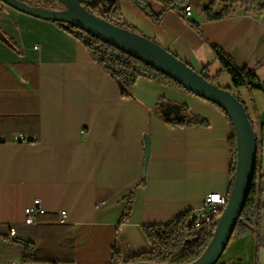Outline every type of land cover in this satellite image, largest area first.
<instances>
[{
    "label": "crops",
    "instance_id": "0c3cea01",
    "mask_svg": "<svg viewBox=\"0 0 264 264\" xmlns=\"http://www.w3.org/2000/svg\"><path fill=\"white\" fill-rule=\"evenodd\" d=\"M148 3L158 23L131 0L118 7L142 35L197 72L207 68L216 84L252 105L254 125L264 134V93L216 79L223 67L212 48L264 83V12L236 7L230 17L209 20L204 11L213 0H190L187 19L181 9ZM182 108L204 124L171 126L167 117L186 118ZM233 135L220 106L177 87L142 78L124 98L118 82L66 29L3 6L0 264H113L114 249L124 261L150 253L145 227L171 224L202 208L208 194L230 192ZM259 172L264 188V147ZM131 195L132 214L121 225ZM36 200L46 213L27 226L25 210ZM260 233L261 244L256 234L231 240L219 264H264V214Z\"/></svg>",
    "mask_w": 264,
    "mask_h": 264
},
{
    "label": "trees",
    "instance_id": "16d2710c",
    "mask_svg": "<svg viewBox=\"0 0 264 264\" xmlns=\"http://www.w3.org/2000/svg\"><path fill=\"white\" fill-rule=\"evenodd\" d=\"M136 1L144 4V8L140 9L149 19L154 20L157 23L160 21V19H155L156 16L154 15L153 10L148 3L149 0ZM157 1L162 2L165 5L166 10L180 9L181 7H185L190 2V0ZM44 2L53 3L54 1L45 0ZM119 2L120 1L113 0H83L82 5L95 16L112 23L123 30L142 35L135 27L131 26L125 21L124 13L121 8L118 7ZM28 4L38 7V5L30 2ZM218 5L222 6L221 10L219 12H215L214 8H216ZM3 6L5 5L0 2V9H2ZM236 7H241L247 11L257 14L264 12V0H213V3L208 8H206L204 12L209 20H221L230 17L234 13ZM52 22L66 29L70 34H72L84 44L95 61L118 82L122 96L124 98H131L133 96L134 87L138 80L142 78L156 81L165 85H171L191 93L189 90L173 81L166 75L157 72L136 58H133L121 50L107 44L97 36L87 33L72 25H65L59 21ZM193 26L198 32L201 33L198 26ZM212 48L214 57L221 63L223 67L222 72H225L231 76L232 84L235 89L246 87L250 90H253L255 89L256 84L262 83L254 70L248 67L238 68L235 65L232 57L226 54L222 49L215 46ZM201 74L210 82L215 83L213 80L214 78L209 76L207 68ZM220 75L221 73H219L215 78L217 79ZM227 90L232 91L231 89ZM162 103H160L158 106L157 111L161 107ZM182 110L186 115L184 120L170 119L169 117L166 118L171 126H196L204 124V122L199 118L188 114L183 108ZM223 111L230 120L226 111L224 109ZM250 119L254 125L251 116ZM258 145H260L259 140ZM231 148L234 156V169L232 171V177L234 180L237 160V139L235 133L231 140ZM258 155V159H260V151L258 152ZM263 198L264 188L261 184V175L258 168L250 196L245 205L232 240L248 234H256L258 237V243H263L260 233L261 219L264 214ZM132 209L133 195H131L127 200L126 208L121 220V225L127 223L130 220ZM191 213L180 216L173 223L168 225L145 227L143 232L152 246V251L150 253L142 254L124 261L120 252L117 249H114L113 264H192L196 262L211 244L218 223L206 226L200 231H194L190 224ZM47 264L61 263L48 262Z\"/></svg>",
    "mask_w": 264,
    "mask_h": 264
},
{
    "label": "water",
    "instance_id": "95a60500",
    "mask_svg": "<svg viewBox=\"0 0 264 264\" xmlns=\"http://www.w3.org/2000/svg\"><path fill=\"white\" fill-rule=\"evenodd\" d=\"M53 1L65 4L67 9L58 11L31 6L22 0H0L2 4L21 13L43 20L59 21L97 36L107 44L166 75L192 94L215 103L228 114L237 139L236 170L233 185L229 192V202L220 217L214 238L208 249L196 262L192 263L218 264L233 238L259 168V139L245 103L230 90L210 82L200 72L194 70L189 64L152 39L123 30L95 16L83 7V0ZM133 2L139 8H144V4L136 0ZM255 89L264 93V83L256 84ZM173 111L178 112L179 110L176 107L173 108ZM179 120L184 119L180 118ZM146 151L148 158V140Z\"/></svg>",
    "mask_w": 264,
    "mask_h": 264
},
{
    "label": "built area",
    "instance_id": "2783aa9c",
    "mask_svg": "<svg viewBox=\"0 0 264 264\" xmlns=\"http://www.w3.org/2000/svg\"><path fill=\"white\" fill-rule=\"evenodd\" d=\"M24 1V0H23ZM35 1H43V0H35ZM28 2V1H24ZM29 3V2H28ZM42 7V6H38ZM182 14L185 18L189 19L192 17L193 10L188 4L181 9ZM24 140L23 136L18 138V141ZM229 202V193L221 194V193H212L208 194L204 199V204L202 208L194 210L190 215V224L193 227L194 231H200L214 223H218L220 217L224 210L226 209ZM46 210L41 206L40 200L34 201V204L25 210V222L24 224L27 226H33L37 224L38 217L42 214H45ZM62 224H66L67 222V212L62 211L60 213ZM17 234L16 229L13 227L11 229V236L15 237Z\"/></svg>",
    "mask_w": 264,
    "mask_h": 264
},
{
    "label": "rangeland",
    "instance_id": "374dc122",
    "mask_svg": "<svg viewBox=\"0 0 264 264\" xmlns=\"http://www.w3.org/2000/svg\"><path fill=\"white\" fill-rule=\"evenodd\" d=\"M23 1V0H22ZM24 1H28V2H30V3H33V4H36V5H38V6H42L43 8H49V9H54V10H58V11H63V10H66L67 9V7H66V5L65 4H62V3H58V2H53V3H47V2H44V1H35V0H24ZM5 7H6V5H5ZM8 7V6H7ZM221 76H225V78H227V80H229L230 81V83H232V78H231V76L229 75V74H227V73H223V74H221ZM216 84V83H215ZM216 85H218V86H220V87H222L220 84H216ZM222 88H224V87H222ZM233 88V87H232ZM224 89H227V88H224ZM233 91V90H232ZM231 91V92H232ZM233 93V92H232ZM234 94V93H233ZM235 95V94H234ZM238 97V96H237ZM239 98V97H238ZM240 99V98H239ZM249 106V107H248ZM248 108H249V114H250V116H251V118H252V120L254 121V122H256V120H255V114H254V112H253V106L252 105H250V104H248ZM254 127H255V132H256V135H257V137H258V139H259V150H260V155L262 154V151H263V147H264V139H263V133L260 131V128H258V127H256V125H254Z\"/></svg>",
    "mask_w": 264,
    "mask_h": 264
}]
</instances>
